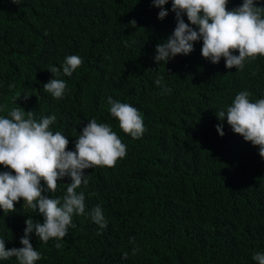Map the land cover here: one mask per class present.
Returning a JSON list of instances; mask_svg holds the SVG:
<instances>
[{
    "label": "trees",
    "instance_id": "obj_1",
    "mask_svg": "<svg viewBox=\"0 0 264 264\" xmlns=\"http://www.w3.org/2000/svg\"><path fill=\"white\" fill-rule=\"evenodd\" d=\"M242 3L229 0L228 10ZM171 7L169 0L160 20L152 0H0V116L19 106L37 120L55 115L50 129L66 135L70 151L95 118L127 149L114 167L85 170V214L73 216L64 238L44 243L31 234L41 253L34 264H256L253 255L264 252V158L226 119L225 135L216 130V111H226L240 91L251 92L252 102L264 98V56L243 71L228 69L224 58L205 59L198 41L190 54L158 64L155 46L176 26ZM71 55L83 63L69 77L62 65ZM53 78L67 84L63 99L43 89ZM109 97L140 111L141 138L120 129ZM2 171L9 169L0 165ZM58 183L44 194L62 199L71 178ZM23 203L12 213L0 209L6 249L22 247L28 216L43 222ZM97 205L108 221L103 229L91 219Z\"/></svg>",
    "mask_w": 264,
    "mask_h": 264
},
{
    "label": "clouds",
    "instance_id": "obj_2",
    "mask_svg": "<svg viewBox=\"0 0 264 264\" xmlns=\"http://www.w3.org/2000/svg\"><path fill=\"white\" fill-rule=\"evenodd\" d=\"M168 2L152 0V5L160 9L158 19L163 20L169 14L164 8ZM228 3L229 0H172L171 11L175 13L176 26L166 40L155 46V62L167 64L177 55H188L198 41H202L201 55L205 59L218 64L224 58L228 69L235 67L243 71L246 62L264 56V6H258L257 0H243L242 5L228 10ZM130 23L136 27L135 20ZM235 52L238 55H234ZM82 63L79 56L66 57L63 74L70 77ZM49 71L54 74L59 69L53 67ZM163 79L161 76L154 83L160 86ZM43 89L54 98L63 99L67 84L63 79L53 78L43 85ZM251 96L247 90L240 91L226 111H216L220 121L216 130L221 137L225 135L223 122L226 119L234 133L253 146H259V155L264 158V98L252 102ZM28 97L23 95L25 100ZM108 103L120 129L134 139L141 138L146 128L140 111L111 97ZM55 121V115L37 120L34 111L26 112L20 106L11 108L7 117L0 116V165L9 169L0 172V209L4 213L15 212V203L22 199L23 205L43 216L42 223L33 216L25 220L24 235L20 239L22 247L6 249L5 239L0 238V260L14 257L18 264H34L40 260L41 253L30 242L31 234L34 232L44 243L53 238H64L68 228L75 227L73 216L85 214L82 186L87 188L89 183L85 170L114 167L118 159L126 156V145L109 124L98 123L95 118L88 120L76 137L75 150L70 151L67 150L69 140L66 135L50 129ZM64 177H70L71 183L67 184L62 199L44 194L55 193L61 184L58 181ZM90 215L101 229L107 227L101 206L94 207ZM130 242H134V238H130ZM55 247L60 248L61 244L57 243ZM138 251L136 247L132 254ZM123 258H128L127 252ZM252 259L256 264H264V252L255 253Z\"/></svg>",
    "mask_w": 264,
    "mask_h": 264
}]
</instances>
